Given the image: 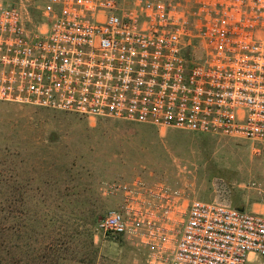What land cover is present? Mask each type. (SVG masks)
<instances>
[{"label":"built area","instance_id":"built-area-1","mask_svg":"<svg viewBox=\"0 0 264 264\" xmlns=\"http://www.w3.org/2000/svg\"><path fill=\"white\" fill-rule=\"evenodd\" d=\"M0 3V103L245 140L264 152V0ZM104 235L129 227L120 212ZM165 264H264V215L195 201Z\"/></svg>","mask_w":264,"mask_h":264},{"label":"rangeland","instance_id":"rangeland-1","mask_svg":"<svg viewBox=\"0 0 264 264\" xmlns=\"http://www.w3.org/2000/svg\"><path fill=\"white\" fill-rule=\"evenodd\" d=\"M37 155L49 156L50 166ZM0 181L18 183L22 214L19 250L8 248L0 264H165L158 252L175 247L195 201L223 199L264 215L257 145L27 105L0 103ZM114 211L127 234L99 229Z\"/></svg>","mask_w":264,"mask_h":264},{"label":"trees","instance_id":"trees-1","mask_svg":"<svg viewBox=\"0 0 264 264\" xmlns=\"http://www.w3.org/2000/svg\"><path fill=\"white\" fill-rule=\"evenodd\" d=\"M49 141V139H48ZM5 151L8 152V154L13 155L14 158L21 159L24 161L21 151L5 148ZM38 156V155H37ZM43 158L44 161L47 163V166L49 167V161L50 157L46 155L38 156V159ZM36 160V158H34ZM15 165V164H13ZM10 172L13 173V170ZM2 173V172H1ZM32 181V180H31ZM15 182V181H14ZM7 183L0 181V262L3 263L5 259V254L10 249H15L16 252L19 250V242L21 240V227L19 226L20 221V210L17 208L19 204V185L18 183ZM30 186V185H29ZM6 220H10L14 222V226L11 228H5L4 222ZM91 224L94 226L96 224V219L92 221ZM33 232V231H32ZM13 242V243H10ZM17 253L14 255L16 256ZM13 256V257H14ZM17 260V259H14ZM15 263H18V261H14Z\"/></svg>","mask_w":264,"mask_h":264}]
</instances>
